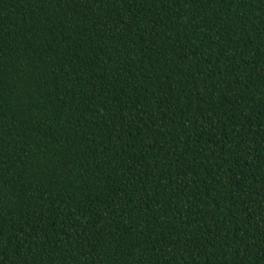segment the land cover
<instances>
[{
	"label": "trees",
	"instance_id": "trees-1",
	"mask_svg": "<svg viewBox=\"0 0 264 264\" xmlns=\"http://www.w3.org/2000/svg\"><path fill=\"white\" fill-rule=\"evenodd\" d=\"M0 264H264V0H0Z\"/></svg>",
	"mask_w": 264,
	"mask_h": 264
}]
</instances>
